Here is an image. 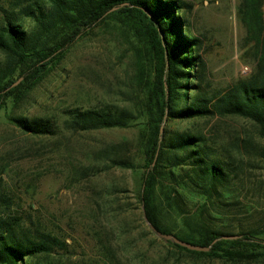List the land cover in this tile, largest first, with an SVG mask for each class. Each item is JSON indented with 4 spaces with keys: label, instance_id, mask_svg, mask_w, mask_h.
Here are the masks:
<instances>
[{
    "label": "trees",
    "instance_id": "16d2710c",
    "mask_svg": "<svg viewBox=\"0 0 264 264\" xmlns=\"http://www.w3.org/2000/svg\"><path fill=\"white\" fill-rule=\"evenodd\" d=\"M263 4V0H240L237 7L247 44L256 41L250 81L213 91L206 81V63L198 53L201 43L190 35L186 23V11L192 7L182 0H8L0 6V111L6 101L13 106L22 103L81 36L100 25L117 27L133 54V81L138 91L134 112L106 103L61 109L60 120L19 117L9 121L33 137L143 124L141 164L109 158L106 168L142 169L137 200L146 222L162 234L210 247L208 252H193L168 242L189 255L227 264L263 261L264 240L260 236L264 230L225 235L205 218L208 208L233 206L228 200L234 195L230 187L237 177L236 160L217 156L202 134L169 133L164 127L173 121L243 119L257 129L264 148ZM243 145L245 149L251 146V140L246 139ZM84 170L87 176L101 172L97 166ZM3 183L0 175V264H66L65 239L32 230L11 214L13 201ZM190 203L191 211L187 210ZM169 215L179 219L175 231L163 224ZM223 236L239 239L222 240Z\"/></svg>",
    "mask_w": 264,
    "mask_h": 264
},
{
    "label": "rangeland",
    "instance_id": "374dc122",
    "mask_svg": "<svg viewBox=\"0 0 264 264\" xmlns=\"http://www.w3.org/2000/svg\"><path fill=\"white\" fill-rule=\"evenodd\" d=\"M7 1L0 0V6ZM182 1L192 7L185 19L190 35L201 43L198 53L206 63L210 89L248 83L255 67L256 41L247 44L246 29L237 14L240 0ZM132 64L124 33L113 25H100L76 40L56 69L22 103L5 102L0 111V175L13 201L11 214L32 230L65 239L66 264H227L189 255L158 238L137 200L142 169L106 168L109 158L141 164L143 124L33 137L9 121L19 117L60 120L61 109L106 103L134 112L138 91ZM244 67L249 69L246 74ZM164 127L169 133L202 134L217 156L236 160L237 177L230 187L234 195L228 200L234 204L208 208L209 225L225 235L264 230V148L257 129L238 118L173 121ZM246 139L251 146L245 149ZM95 166L101 172L87 176L84 169ZM189 209H194L191 203ZM179 223L175 215L163 221L174 231ZM260 239L264 240V232ZM241 264H264V260Z\"/></svg>",
    "mask_w": 264,
    "mask_h": 264
},
{
    "label": "water",
    "instance_id": "95a60500",
    "mask_svg": "<svg viewBox=\"0 0 264 264\" xmlns=\"http://www.w3.org/2000/svg\"><path fill=\"white\" fill-rule=\"evenodd\" d=\"M18 83H19V81H17L14 85H17ZM146 223H147L149 229L152 231V233H154L158 238H161L167 242L174 243L175 245H178L182 248H185V249H187L189 251H193V252H208L210 250V247L204 248V247L192 245L190 243H186V242H183V241L177 239L173 235L162 234L161 232L157 231L151 224H149L148 222H146ZM221 239L222 240H236V239H239V237L238 236H223V237H221ZM214 242H216V241H214Z\"/></svg>",
    "mask_w": 264,
    "mask_h": 264
},
{
    "label": "built area",
    "instance_id": "2783aa9c",
    "mask_svg": "<svg viewBox=\"0 0 264 264\" xmlns=\"http://www.w3.org/2000/svg\"><path fill=\"white\" fill-rule=\"evenodd\" d=\"M248 71H249V69H248L247 67L242 68V73H243V74L248 73Z\"/></svg>",
    "mask_w": 264,
    "mask_h": 264
}]
</instances>
